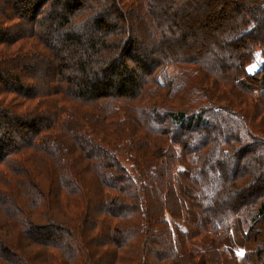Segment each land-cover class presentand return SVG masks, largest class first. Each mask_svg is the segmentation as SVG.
Returning <instances> with one entry per match:
<instances>
[{
	"label": "trees",
	"instance_id": "1",
	"mask_svg": "<svg viewBox=\"0 0 264 264\" xmlns=\"http://www.w3.org/2000/svg\"><path fill=\"white\" fill-rule=\"evenodd\" d=\"M263 1L0 0L11 58L0 61V85L14 84L0 88L23 99L0 104V184L13 193L0 190V264H32L37 248L40 264H264ZM257 51L261 69L250 74ZM185 56L232 92L212 87L200 94L211 104L190 112L152 104L149 84L173 87L177 76L161 70ZM207 113L225 119L212 131ZM191 128L212 133L182 142ZM212 143L238 153L232 169L212 163Z\"/></svg>",
	"mask_w": 264,
	"mask_h": 264
},
{
	"label": "rangeland",
	"instance_id": "2",
	"mask_svg": "<svg viewBox=\"0 0 264 264\" xmlns=\"http://www.w3.org/2000/svg\"><path fill=\"white\" fill-rule=\"evenodd\" d=\"M189 1H190V3L193 2V0H189ZM236 1L237 2H242L243 0H236ZM214 5H218V6L219 5H223V2L214 3ZM190 6H193V5L190 4ZM263 8H264V1H263L262 5H261V10H263ZM205 12H208V10H205ZM212 14H214V12H212ZM212 14H209V16H211L209 18H211V19H213V17H215V14L214 15H212ZM11 15H13L12 12H11ZM184 27H186V26H184ZM179 34L180 35L176 34V32H172V36H174V38L177 39V40H179V39L181 40V37H185V32L183 34V33H181V31H179ZM187 34L188 33H186V35ZM193 42H194V40H190L189 44H191V43L193 44L194 48L196 49L195 52L199 55L198 57L200 59L206 58L207 55H208L207 58L213 59V57L211 56L213 54V52L210 53L206 49L204 50V48H202V47H204L203 45L202 46H198V45H196V43H193ZM189 50L191 51L192 49L189 48ZM6 51H8L6 46L5 47H3V46L0 47V61L3 60L1 62V64L3 63L2 65H4V66H7V64H9L7 62L8 60H6V58L9 57L8 59H11L10 55ZM10 51L12 52L13 50H10ZM200 51H201V53H200ZM245 53L246 52L242 53L244 58L247 56V53L246 54ZM1 55H4V57L2 56V58H1ZM187 58H188L187 56H185V57H177V58H174V57L173 58L172 57L168 58L169 61L167 62L166 68L164 67L163 70H161V73L162 72L165 73L163 76L167 75L168 73L169 74L173 73L175 76H177V77H175V80H176L175 82H176L177 85L174 84V86L172 87L171 83L169 82V80H165L166 86L168 85L167 88H170V91H167V88L163 89V87L161 85L149 84V87L154 91V95H150L151 98L154 100V101H152V104H158L159 105L158 107L166 108V109H169L171 111H186V112H190V111H192L194 109H201L204 106H207V105L211 104V103H208L207 100L201 101L200 94H202V96L206 98L205 94L207 93V96H208V93H209L208 89L212 90V87H216L217 88V89H213L214 92L223 91L225 88H226V90L232 92V86L229 87V86H227V84L214 85L215 78H213L212 73H207V72L203 71L202 70L203 67H202L201 64H200L201 68L199 67V64L197 65L195 62L190 64L189 61L187 60ZM252 58H253L252 54L247 56V59H249L250 61L252 60ZM254 58H255L254 63L248 68V72L250 74H254L257 71H259L261 69V63L263 62V57L261 56V52L260 51L256 52ZM212 62L215 63L214 59H213ZM227 69L231 71V69H233V68L229 67ZM177 73H178V75H177ZM0 79H1V77H0ZM9 81H11L10 78H9ZM151 82H152V80H151ZM152 83H156V82L153 81ZM231 84H232V82H231ZM9 85H10V83L4 84V85H2V83H1L0 87L1 88H7V87L14 86L13 83L11 84V86H9ZM193 86H194V90H193ZM1 88H0V104H2V102H3V104L4 103H11V105L13 106V105H17L18 104L17 101H22L23 100L22 98L17 97L15 95V92H13L14 89L11 88L12 90H8V92H10V93H8V92L6 93ZM255 96H257V95H255ZM237 98L238 99L241 98L243 100L248 99V97H244L243 95H240ZM30 105L34 106V103H31ZM30 105L19 106L17 112H19V113L20 112H25V113L28 112ZM4 106H6V105H4ZM15 109H16V107H15ZM47 111H48V109L45 106H41L40 107V112H47ZM86 115L84 116L82 114V117L84 119L86 118L87 121L89 120V121H91V123H93L94 114H91V117L89 119L87 118ZM215 118L216 119H213V117L209 113H207L205 115V119L208 120V123L211 125V130H212L213 127L217 128V125L219 123V119L220 120L221 119H225V116L221 115V118L220 117L217 118L215 116ZM79 120H82V118L79 119ZM262 124L264 125V121L262 122ZM175 128H178V127H175ZM184 131H185L184 136L181 137L182 142H189L192 145H198L199 143H201L202 141L207 139L209 137V135H211V133H212L211 132L207 136V133H205V129L204 128L201 129V130H199L197 128H191V129H187V130H184ZM62 139L63 138L61 137V141H62ZM224 143H226V142H224ZM226 145L227 146H231L232 143H230V144L226 143ZM176 147L178 148L177 151H179V152L181 151L182 154L185 155L182 148H180L179 146H176ZM212 147L214 149L213 150L214 155L212 156V159H213L212 163H214L215 166H217L218 168H220V167L224 168V164L226 162H229L230 169H232V167H233L232 163L236 162L237 159H239V157L237 156L238 153L237 152H235L234 154L231 153L232 155H230L229 157L223 156L222 153L218 151V149H217L218 146L216 144H214V143L210 144L206 148V150H208V149H210ZM174 148L175 147H173V150H174ZM246 149H248V148H246ZM155 150L156 149H153V151H155ZM6 151L7 150H5L4 153ZM233 151H235V150H233ZM2 154L3 153H1L0 156ZM121 157L123 158V159H121L123 161V164H125V165L128 164V167L130 168L131 163L126 161L127 157H125L123 155H121ZM3 158H5V155H4ZM186 160H188L187 157H186ZM173 162H175V160ZM28 163H31V164H28ZM28 163H26V164H27V166H29L30 172L31 173H33V172L35 173L36 172V174L39 175V169L41 170V167H39L35 162H34L35 165H33L32 162H30V161ZM44 165H45V168H42L43 170H46L47 168L50 167V163L48 162L47 159L44 160ZM176 165H175V167H176ZM161 167L162 168L159 170V174L162 173V174L165 175V166L163 165ZM50 168H52V167H50ZM46 174L48 175V178H49V185H50L51 181L55 183V179H50V176L52 177V173H51V171L49 169L47 170ZM158 177H159V175H158ZM158 177H157V179L156 178L152 179V181H153L152 184L153 185L158 182V180H159ZM39 179L42 180L43 179L42 176H41V178L39 177ZM1 182L5 183V181H1ZM25 183H26V181H24L22 183V186ZM181 184H183V183L181 182ZM184 184L187 185L188 184V180L185 179L184 180ZM10 185H11L10 183H9V185H8V183H6L5 185L0 184V190L4 191L7 196H9V195L13 196V193L11 192L12 189H11ZM23 190H24V188H22V192H23ZM45 192L48 193L47 194V196H48L47 200H54L53 197H50L52 195V192H53L52 190L48 189ZM18 196L16 194V190H14V201L15 200L17 201ZM19 199H21L23 201L26 200V199L24 200L21 197H19ZM14 203L16 204V202H14ZM14 206H17V205H14ZM56 208H57V210L56 209L53 210V215L57 219L66 221L68 216H67V214H65V209H61L60 207H56ZM50 216H52L51 213H50ZM43 217H41L39 219H43ZM68 219H70V218H68ZM2 220L3 219L0 218V225H1V223L4 224V222H2ZM174 225H177V223L173 224V226ZM180 225L183 228V225L181 223H180ZM15 234L17 235V233H15ZM9 235L13 236L14 239L17 240L16 239V235L12 234V232L11 233L9 232ZM163 237H164L163 239L166 240V236L164 235ZM15 240H14V242L18 243ZM39 250H41V248L40 249L39 248L32 249V250H30L29 252L26 253V255L31 257L32 264H40L41 263L40 256L38 255L39 254ZM33 254H35V255H33ZM51 263L55 264L57 262H51ZM226 264H239V263L238 262L234 263L231 260H228V263H226Z\"/></svg>",
	"mask_w": 264,
	"mask_h": 264
},
{
	"label": "snow or ice",
	"instance_id": "3",
	"mask_svg": "<svg viewBox=\"0 0 264 264\" xmlns=\"http://www.w3.org/2000/svg\"><path fill=\"white\" fill-rule=\"evenodd\" d=\"M90 23H91V21L87 22V23L84 25V27H88V24H90Z\"/></svg>",
	"mask_w": 264,
	"mask_h": 264
}]
</instances>
